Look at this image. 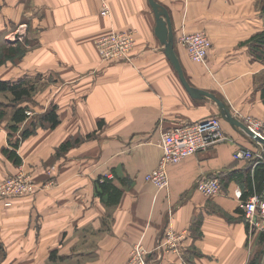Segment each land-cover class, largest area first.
<instances>
[{
	"label": "crops",
	"instance_id": "obj_1",
	"mask_svg": "<svg viewBox=\"0 0 264 264\" xmlns=\"http://www.w3.org/2000/svg\"><path fill=\"white\" fill-rule=\"evenodd\" d=\"M107 1L109 15L101 14L102 0H0L2 40L29 34L37 43L0 77L41 74L45 81L21 103L30 109L21 129L32 121L36 126L20 140L19 164L4 154L13 111L0 119V182L24 169L43 186L11 205L0 200V264H123L136 244L150 251L148 264H247L258 235L250 240L238 196L242 182L232 177L207 196L197 180L246 171L249 162L234 152L253 148V140L224 119L230 140L170 164L166 188L147 181L162 155V131L219 114L221 107L184 86L156 34L149 0ZM156 1L168 11L190 84L214 93L237 117L264 118L255 79L263 63L249 47L264 31L261 0ZM129 28L136 30L131 59L101 61L96 38ZM182 31L210 37L206 63L188 56L178 40ZM7 95L0 111L13 107L14 95ZM53 108L54 127L40 118ZM104 177L121 189L118 202L101 194ZM167 228L185 236L178 251L159 247Z\"/></svg>",
	"mask_w": 264,
	"mask_h": 264
},
{
	"label": "built area",
	"instance_id": "obj_2",
	"mask_svg": "<svg viewBox=\"0 0 264 264\" xmlns=\"http://www.w3.org/2000/svg\"><path fill=\"white\" fill-rule=\"evenodd\" d=\"M110 11L109 2L102 0L101 14L109 15ZM178 40L192 60L206 63L212 41L205 32L182 31ZM135 41L136 30L129 28L104 33L96 39L95 44L101 61L114 62L120 59H131ZM238 119L247 126L248 130L239 127L253 140L255 146L253 148L238 147L234 152V158L247 162L254 160L255 163L264 160V143L251 134L252 132L264 138V118L245 115ZM223 120V115L219 113L200 121L185 122L163 130L159 140L162 149L161 158L158 165L145 174V179L158 189L166 188L169 184L168 166L170 164L230 140V136L224 132ZM42 188L43 186L28 173L20 169L0 182V200H3L5 205H11L12 198L32 195ZM197 189L211 196L222 190V183L216 175H203L197 180ZM242 194V191L238 192L240 207L251 233L264 234V193H255L246 199H242ZM184 237L183 233L167 228L159 247L166 246L178 251ZM149 253L150 251L143 245L136 244L123 264H148Z\"/></svg>",
	"mask_w": 264,
	"mask_h": 264
},
{
	"label": "trees",
	"instance_id": "obj_3",
	"mask_svg": "<svg viewBox=\"0 0 264 264\" xmlns=\"http://www.w3.org/2000/svg\"><path fill=\"white\" fill-rule=\"evenodd\" d=\"M250 46L254 54L264 59V31H261L253 36ZM18 51L15 48H10L5 54H0V66L3 65L7 59L14 58L19 53ZM34 87L35 85L33 83L28 84V81H26V79H20L17 81L11 79L0 80V92L8 90L14 95V98L12 100V106L14 108V112L12 115L13 122L10 125V147L4 149V154L14 163L18 164L22 160L16 150L20 143V140L28 137L35 131L36 123L34 121H32L31 126L27 125L23 129H21V123L29 117L27 106H23V104L21 103H23L27 99H30L32 91L35 89ZM261 96L264 101V87L261 90ZM5 113L6 111L4 110L0 111V119L5 115ZM40 118L43 121H48L53 127L56 126L59 122L58 113L55 108L40 115ZM17 131H20L21 136L14 139L12 135H14V133H16ZM234 173L236 172L230 173L223 180V173L216 174V176H218L221 180L222 188L224 186L223 181H226V183H228L231 178L234 177L242 182V186L245 189L242 194V199H246L255 193H264V160H261L257 163H255L254 160L250 161L248 166L246 167V171H240L236 174ZM100 187L102 189L101 194H109L110 202L119 201L122 191L111 182V179L104 177L100 182ZM260 239L264 240L263 233H261ZM247 264H258V262L255 259H250Z\"/></svg>",
	"mask_w": 264,
	"mask_h": 264
},
{
	"label": "rangeland",
	"instance_id": "obj_4",
	"mask_svg": "<svg viewBox=\"0 0 264 264\" xmlns=\"http://www.w3.org/2000/svg\"><path fill=\"white\" fill-rule=\"evenodd\" d=\"M263 8H264V0H261L262 13H264ZM190 32H193V31H190ZM28 36H31V37H28ZM2 41L3 40H2V36H1V31H0V54H5L7 52V50L10 49V48H15L17 51L19 50L18 51L19 53L14 58L7 59L6 62L3 65L0 66V75L2 73H7L10 70H12L13 67H14L13 64L15 62L18 63L19 59H21L23 57V55L25 54V52L27 50L37 46L36 39L34 38V35H29V34H25L24 37L21 36L20 34H18L17 36L16 35H11V38L9 39L10 42H7V41L6 42H4V41L2 42ZM135 44H136V41H135ZM249 47H250V49L252 51V48H251L250 45H249ZM252 53L254 54L253 51H252ZM254 55L258 59H260L261 63H263V68L261 69V71L255 77L256 84L258 86H260V89L262 90V88L264 87V59L262 57L257 56L256 54H254ZM0 80H2V77H0ZM22 80H25V79H22ZM26 81H28V84H32L33 83L35 85V87H34L35 89L36 88L37 89L38 88L41 89V87H44V85H45V81L43 79V76H41V74H39L36 77L31 78V79H27L26 78ZM35 89L32 91V93L35 92ZM8 92H10V91L7 90V91H1L0 92V101H1V99L4 100V101H6V100L10 101V98H8V95H7ZM10 93H12V92H10ZM12 108L9 109L8 111H6L5 115L3 117H1V119L6 118V120H8L11 117L10 115H11L12 111L14 112V110ZM27 112L30 113V109H27ZM236 118H238V117H236ZM29 126H31V125H29ZM18 170H20V169H18ZM39 190H41V189H39ZM254 234L258 235V240L256 242L255 247L252 250L251 259H255L258 262V264H263V262H264V240L260 239L261 234H259V233H252V235L250 234L249 235L250 236V240H251V238H253Z\"/></svg>",
	"mask_w": 264,
	"mask_h": 264
},
{
	"label": "water",
	"instance_id": "obj_5",
	"mask_svg": "<svg viewBox=\"0 0 264 264\" xmlns=\"http://www.w3.org/2000/svg\"><path fill=\"white\" fill-rule=\"evenodd\" d=\"M149 2L153 7V10L156 15V34L159 37V39L165 44V52L169 57V59L171 60V62L173 63L174 67L176 68L177 72L179 73L181 81L183 82L187 90L190 92V94L195 97H198L201 94H205L217 100L221 107L220 113L223 115L224 119L228 120L233 125L247 129V126L240 119L234 117L230 112V110L226 107L225 103L222 100H220L214 93L196 88L190 84V82L186 77L181 60L175 50L174 34L172 31V24L170 21L168 11L164 5H162L156 0H149ZM251 134L264 143V138L256 136L252 132Z\"/></svg>",
	"mask_w": 264,
	"mask_h": 264
}]
</instances>
